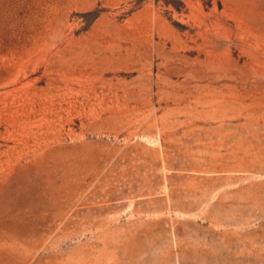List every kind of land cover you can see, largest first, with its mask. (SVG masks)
<instances>
[{
	"label": "rangeland",
	"instance_id": "obj_1",
	"mask_svg": "<svg viewBox=\"0 0 264 264\" xmlns=\"http://www.w3.org/2000/svg\"><path fill=\"white\" fill-rule=\"evenodd\" d=\"M0 264H264V0H0Z\"/></svg>",
	"mask_w": 264,
	"mask_h": 264
}]
</instances>
